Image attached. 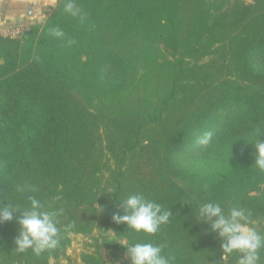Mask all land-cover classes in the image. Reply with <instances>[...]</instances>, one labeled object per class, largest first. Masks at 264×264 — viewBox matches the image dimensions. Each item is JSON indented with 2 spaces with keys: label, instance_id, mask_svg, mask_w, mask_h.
I'll return each mask as SVG.
<instances>
[{
  "label": "trees",
  "instance_id": "obj_1",
  "mask_svg": "<svg viewBox=\"0 0 264 264\" xmlns=\"http://www.w3.org/2000/svg\"><path fill=\"white\" fill-rule=\"evenodd\" d=\"M257 130L264 140V0H56L0 34V204L32 195L74 226L36 256L13 248L15 219L0 223V264H53L74 234L91 238L78 264L124 263L130 236L166 245L172 264H235L195 213L239 205L264 231ZM132 192L173 214L154 237L111 219Z\"/></svg>",
  "mask_w": 264,
  "mask_h": 264
},
{
  "label": "clouds",
  "instance_id": "obj_2",
  "mask_svg": "<svg viewBox=\"0 0 264 264\" xmlns=\"http://www.w3.org/2000/svg\"><path fill=\"white\" fill-rule=\"evenodd\" d=\"M64 11L72 16H81V9L73 2L64 5ZM52 34L63 37L59 29ZM257 130L252 144L255 146L257 158L254 166L264 172V140L259 139ZM212 140V132L205 131L197 137V143L208 146ZM21 194L35 191L31 187H18ZM59 199V198H57ZM27 205L11 202L0 204V223L15 219L19 231L13 239L16 252L31 250L36 256L56 250L64 235L73 224H62L60 217L63 209L52 203L47 206L32 195L27 196ZM119 212L113 213L111 219L116 224L123 223L131 233H143L154 237L162 225L169 223L173 216L169 208L163 207L142 193L132 192L119 199ZM97 211H103L99 206ZM195 217L207 225L206 231L215 233L220 239L221 260L235 258V264H261L264 253V231L253 225L251 212L239 205H223L216 200L202 202L196 210ZM130 264H172V257L164 254L166 245L153 240L134 241L130 236L123 244Z\"/></svg>",
  "mask_w": 264,
  "mask_h": 264
},
{
  "label": "crops",
  "instance_id": "obj_3",
  "mask_svg": "<svg viewBox=\"0 0 264 264\" xmlns=\"http://www.w3.org/2000/svg\"><path fill=\"white\" fill-rule=\"evenodd\" d=\"M56 0H0V34L7 28L22 30L41 23Z\"/></svg>",
  "mask_w": 264,
  "mask_h": 264
},
{
  "label": "rangeland",
  "instance_id": "obj_4",
  "mask_svg": "<svg viewBox=\"0 0 264 264\" xmlns=\"http://www.w3.org/2000/svg\"><path fill=\"white\" fill-rule=\"evenodd\" d=\"M18 29L20 32L22 31L21 28H7L4 33H1L2 35L5 36H11L14 37L18 34L12 35V34H5L11 30ZM20 34V33H19ZM106 235L108 233H105ZM93 236L97 235V232L95 231ZM91 242L90 237H85L80 234H74L71 235V244L69 247L66 249L65 256H62L58 260H51L53 264H78L80 263V253L83 252L84 250L88 249V244ZM101 256L104 262H109V254L106 250L101 249ZM117 264H130L128 259L124 260V263H117Z\"/></svg>",
  "mask_w": 264,
  "mask_h": 264
},
{
  "label": "built area",
  "instance_id": "obj_5",
  "mask_svg": "<svg viewBox=\"0 0 264 264\" xmlns=\"http://www.w3.org/2000/svg\"><path fill=\"white\" fill-rule=\"evenodd\" d=\"M11 32V33H10ZM12 34V35H15V34H19L20 33V30H18V29H14V30H11V31H9V32H7V33H5V34Z\"/></svg>",
  "mask_w": 264,
  "mask_h": 264
}]
</instances>
